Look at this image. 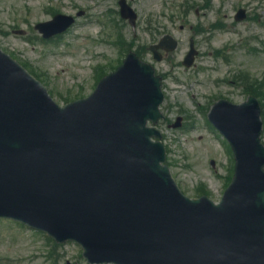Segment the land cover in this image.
Wrapping results in <instances>:
<instances>
[{"label":"water","instance_id":"obj_1","mask_svg":"<svg viewBox=\"0 0 264 264\" xmlns=\"http://www.w3.org/2000/svg\"><path fill=\"white\" fill-rule=\"evenodd\" d=\"M132 58L59 109L0 53V217L75 240L99 261L264 264L258 124L217 105L210 119L232 146L235 177L217 206L183 197L145 128L159 118L158 79Z\"/></svg>","mask_w":264,"mask_h":264},{"label":"rangeland","instance_id":"obj_2","mask_svg":"<svg viewBox=\"0 0 264 264\" xmlns=\"http://www.w3.org/2000/svg\"><path fill=\"white\" fill-rule=\"evenodd\" d=\"M116 1L0 0V49L39 79L59 105L85 97L98 81L97 72H109L126 54L124 48L100 41L101 36L108 40L110 31L104 22L95 24L108 10H117ZM126 1L137 15L134 32L126 24L123 27V39L130 42L129 48L145 52L164 34H172L179 42L176 52L162 62H154L148 52L143 54L144 60L164 75V118L158 129L168 149L170 172L183 193L196 197L198 186L203 184L209 197L217 202L227 176L232 174L233 162L227 145L206 117L218 99L243 102V89L255 90L264 106V0H210L205 5V0ZM181 2L188 9L195 8L181 16ZM197 6L210 7L199 10ZM239 8L247 11V18L236 23L233 16ZM81 11L84 15L55 43L44 44L36 39L39 35L33 30L35 23L57 13L74 16ZM110 15L113 23L116 15ZM216 21L217 29H209ZM190 27H199L194 34L198 58L195 67L185 69L178 63L187 50ZM18 30H23L24 36L13 34ZM255 83L259 87L255 88ZM179 116L183 117L180 129L172 128L170 124ZM51 245L41 234L0 220V264H85L76 245L67 243L53 252Z\"/></svg>","mask_w":264,"mask_h":264}]
</instances>
